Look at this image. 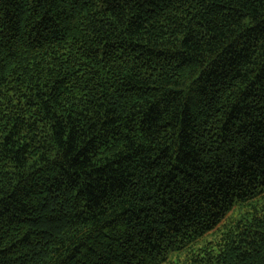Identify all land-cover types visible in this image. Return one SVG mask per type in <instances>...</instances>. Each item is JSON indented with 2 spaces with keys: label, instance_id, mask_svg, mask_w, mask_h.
Instances as JSON below:
<instances>
[{
  "label": "trees",
  "instance_id": "obj_1",
  "mask_svg": "<svg viewBox=\"0 0 264 264\" xmlns=\"http://www.w3.org/2000/svg\"><path fill=\"white\" fill-rule=\"evenodd\" d=\"M0 264H264V0H0Z\"/></svg>",
  "mask_w": 264,
  "mask_h": 264
}]
</instances>
